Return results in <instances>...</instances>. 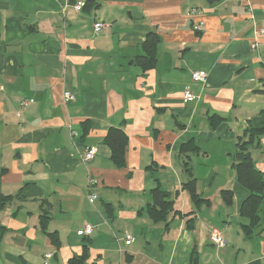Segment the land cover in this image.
<instances>
[{"label": "crops", "instance_id": "0c3cea01", "mask_svg": "<svg viewBox=\"0 0 264 264\" xmlns=\"http://www.w3.org/2000/svg\"><path fill=\"white\" fill-rule=\"evenodd\" d=\"M262 28L264 0H0V264H264V203L246 235L233 166L239 138L264 128ZM112 128L128 137L123 167ZM250 149L264 174V135ZM157 187L173 200L166 220L148 214Z\"/></svg>", "mask_w": 264, "mask_h": 264}, {"label": "trees", "instance_id": "16d2710c", "mask_svg": "<svg viewBox=\"0 0 264 264\" xmlns=\"http://www.w3.org/2000/svg\"><path fill=\"white\" fill-rule=\"evenodd\" d=\"M158 41V36L155 33H149L145 42L147 56L142 60V65L145 69L154 66L156 62L155 48ZM248 137L239 138L238 149L234 154V169L237 175V181L244 186L249 195L242 202L240 213L247 218V222L243 224V229L246 235L252 234L260 225V208L264 203V174L256 168L251 146L260 145V138L264 135V128H248ZM105 143L112 150V159L118 167L126 165L125 152L128 144V137L122 129L112 128L105 137ZM196 147V146H194ZM185 186L190 190L192 198L195 202L200 203L203 199L195 190V180L188 181ZM223 197L227 202H231L233 195L231 190H223ZM0 204H2L0 202ZM173 209V200L170 195L163 191L160 187L153 189L152 201L148 205V214L154 221L166 220L167 216ZM43 229L46 227L47 214L42 215ZM4 227L0 226V239L3 235Z\"/></svg>", "mask_w": 264, "mask_h": 264}, {"label": "built area", "instance_id": "2783aa9c", "mask_svg": "<svg viewBox=\"0 0 264 264\" xmlns=\"http://www.w3.org/2000/svg\"><path fill=\"white\" fill-rule=\"evenodd\" d=\"M83 5H84L83 2H78L74 5V7L76 10H80ZM190 14L192 15V17H199L202 14V11L199 8H193L191 9ZM194 26L198 31H201L204 29V21L196 19L194 20ZM102 27H103L102 22H96L94 24V28L96 31H100ZM261 32H264V28L261 29ZM257 45L258 43L254 42L252 45L253 49L257 48ZM191 77L192 80L194 81H206L207 73L203 70H192ZM64 95L66 100H73L75 98V95L71 91H66ZM184 99L187 101H192L195 99V95L189 89L185 90ZM96 152H97L96 148L93 147L88 148L82 156L83 161L88 162L92 160L95 157ZM98 182L99 180L97 178L92 177L89 179L88 198L91 202H94L98 198V193H96V191L93 190V187L97 186ZM93 229H94L93 225L91 223L86 222L83 228L80 230V233L82 235L88 236L93 232ZM209 236L212 243L215 244L216 246L221 247L226 245L227 241L224 238L222 231L219 228L214 226L210 227ZM125 239L126 242L129 244L134 241L133 236L129 233L125 234ZM46 256H50V254H47Z\"/></svg>", "mask_w": 264, "mask_h": 264}]
</instances>
